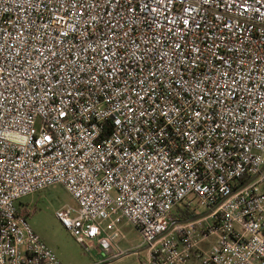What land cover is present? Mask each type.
<instances>
[{"label":"built area","instance_id":"built-area-1","mask_svg":"<svg viewBox=\"0 0 264 264\" xmlns=\"http://www.w3.org/2000/svg\"><path fill=\"white\" fill-rule=\"evenodd\" d=\"M57 184L87 250L264 264V0H0V264H62L22 203Z\"/></svg>","mask_w":264,"mask_h":264},{"label":"rangeland","instance_id":"rangeland-1","mask_svg":"<svg viewBox=\"0 0 264 264\" xmlns=\"http://www.w3.org/2000/svg\"><path fill=\"white\" fill-rule=\"evenodd\" d=\"M22 203L32 209L29 216L32 227L54 249L62 264H94L98 261L101 262L98 264H149L141 233L127 221L119 225L120 236L117 241L123 253L117 258L111 257L101 248L87 250L78 243L56 216V211L64 204H75L73 196L61 184L31 193L23 197ZM195 206L199 213L206 210V207L198 206L196 202L192 208Z\"/></svg>","mask_w":264,"mask_h":264},{"label":"trees","instance_id":"trees-1","mask_svg":"<svg viewBox=\"0 0 264 264\" xmlns=\"http://www.w3.org/2000/svg\"><path fill=\"white\" fill-rule=\"evenodd\" d=\"M178 210L182 211V208H179ZM198 213L194 210L185 209L183 210V214L179 213V217H181L184 220L190 219L191 217L197 216Z\"/></svg>","mask_w":264,"mask_h":264},{"label":"water","instance_id":"water-1","mask_svg":"<svg viewBox=\"0 0 264 264\" xmlns=\"http://www.w3.org/2000/svg\"><path fill=\"white\" fill-rule=\"evenodd\" d=\"M204 215V214H203ZM202 215H200V216H196V217H194V218H192V219H189V220H194V219H196V218H199V217H201ZM189 220H187V221H189ZM145 249H147V247H145ZM135 252H139V251H135ZM130 253H132V252H128V254H130Z\"/></svg>","mask_w":264,"mask_h":264},{"label":"crops","instance_id":"crops-1","mask_svg":"<svg viewBox=\"0 0 264 264\" xmlns=\"http://www.w3.org/2000/svg\"><path fill=\"white\" fill-rule=\"evenodd\" d=\"M116 258H117V257H116ZM98 263H101V262L98 261V262H95L94 264H98Z\"/></svg>","mask_w":264,"mask_h":264}]
</instances>
